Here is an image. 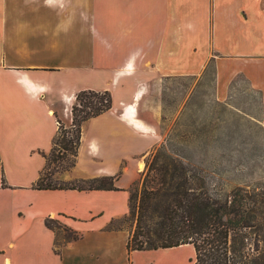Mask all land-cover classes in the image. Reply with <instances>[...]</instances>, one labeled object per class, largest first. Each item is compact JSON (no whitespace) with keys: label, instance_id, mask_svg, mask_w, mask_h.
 Returning <instances> with one entry per match:
<instances>
[{"label":"crops","instance_id":"crops-1","mask_svg":"<svg viewBox=\"0 0 264 264\" xmlns=\"http://www.w3.org/2000/svg\"><path fill=\"white\" fill-rule=\"evenodd\" d=\"M210 62L216 100L243 78L264 128V0H0V264H184L191 245L128 254V231L113 225L158 145L144 90ZM82 90L108 91L112 107L82 125L60 179L116 177L117 190L35 189L57 114L69 126ZM47 219L77 239L57 245Z\"/></svg>","mask_w":264,"mask_h":264},{"label":"trees","instance_id":"trees-1","mask_svg":"<svg viewBox=\"0 0 264 264\" xmlns=\"http://www.w3.org/2000/svg\"><path fill=\"white\" fill-rule=\"evenodd\" d=\"M211 65L212 62L208 63ZM111 107L108 91L82 90L75 94L70 128L59 123L50 152L42 153L46 167L34 184L35 189L117 190L116 177L80 179L62 185H57L53 178L55 173L75 166L82 125ZM197 167V163L156 154L149 170L155 173L152 180H156L157 187L145 191L139 202L137 224L127 240L128 254L191 245L192 264H264V255L258 250L259 242L264 241V222L258 223L255 208L246 206L248 194L240 188L221 194L210 193L204 179L191 173V169ZM133 209L129 207L131 215ZM45 223L53 231L61 227L50 219ZM251 234L255 245L252 253L245 251ZM75 239L77 236L68 232L66 240Z\"/></svg>","mask_w":264,"mask_h":264},{"label":"rangeland","instance_id":"rangeland-1","mask_svg":"<svg viewBox=\"0 0 264 264\" xmlns=\"http://www.w3.org/2000/svg\"><path fill=\"white\" fill-rule=\"evenodd\" d=\"M213 74L211 65L202 76L162 78L144 90L148 108L142 117L156 128L158 145L144 158L143 168L141 171L138 168L139 178L129 189L133 214L129 211L114 227H122L132 236L144 192L157 187L156 180H152L155 173L149 170L156 154L197 163L191 173L203 178L212 194L242 189L249 196L246 206L256 210V221L264 222V128L260 97L243 78H238L228 98L219 102L214 96ZM55 111L59 112L58 107ZM57 118L61 125L70 128L62 123L60 114ZM53 178L57 185L69 183L60 179V173ZM55 231L59 245L68 232L63 227ZM254 246L251 234L245 251L252 253ZM258 250L264 255V241L259 242ZM179 252L184 264H191L193 249L186 246Z\"/></svg>","mask_w":264,"mask_h":264},{"label":"bare ground","instance_id":"bare-ground-1","mask_svg":"<svg viewBox=\"0 0 264 264\" xmlns=\"http://www.w3.org/2000/svg\"><path fill=\"white\" fill-rule=\"evenodd\" d=\"M140 168H143V164L141 163Z\"/></svg>","mask_w":264,"mask_h":264}]
</instances>
